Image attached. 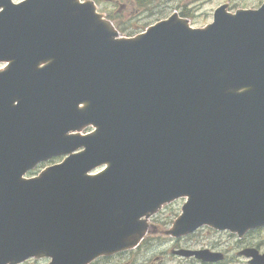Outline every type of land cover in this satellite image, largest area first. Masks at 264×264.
<instances>
[{
	"label": "water",
	"instance_id": "1",
	"mask_svg": "<svg viewBox=\"0 0 264 264\" xmlns=\"http://www.w3.org/2000/svg\"><path fill=\"white\" fill-rule=\"evenodd\" d=\"M225 8L121 38L91 2L0 0V264L128 250L182 197L173 237L264 227V4Z\"/></svg>",
	"mask_w": 264,
	"mask_h": 264
},
{
	"label": "rangeland",
	"instance_id": "2",
	"mask_svg": "<svg viewBox=\"0 0 264 264\" xmlns=\"http://www.w3.org/2000/svg\"><path fill=\"white\" fill-rule=\"evenodd\" d=\"M18 2L20 0H13ZM93 3L95 10L101 15L119 37H135L150 25L163 20L173 13L179 18L186 19L188 24L195 29L205 28L212 23L214 11L222 5H228L231 13L237 10H257L264 0H148L147 5L157 7L155 15H143L139 0H79ZM4 64L0 63V70ZM93 127L84 128L77 134L82 136L91 134ZM64 156L57 157L41 163L35 171L27 173L26 178L37 176L43 169L63 161ZM184 204V199H177L164 204L156 211L147 223L157 228V234L151 242L144 243L143 247L129 249L126 253L136 257L133 264H177L179 260L172 259V251L179 245L170 234L176 218L179 216ZM192 240L198 246L219 252L223 261L216 264H249L238 256L248 248L255 249L264 255V227L245 233L243 236L229 231L213 230L209 226L202 227ZM186 241V240H185ZM184 241V242H185ZM183 244V243H181ZM157 259V260H156ZM48 259L33 258L23 264H48ZM108 262V261H105Z\"/></svg>",
	"mask_w": 264,
	"mask_h": 264
},
{
	"label": "flooded vegetation",
	"instance_id": "3",
	"mask_svg": "<svg viewBox=\"0 0 264 264\" xmlns=\"http://www.w3.org/2000/svg\"><path fill=\"white\" fill-rule=\"evenodd\" d=\"M144 1V0H142ZM152 5H143L142 6V11H143V15H155V13H157V7L153 6V10L151 9ZM227 11L231 12V10L229 9L228 5H227ZM200 231L197 230L196 232L188 235V236H183L180 238H175L174 240L177 241V243L179 244L175 250L172 251V259H177L179 260V262L177 264H208V263H203L200 262L199 260H197L195 257L191 256V257H183L179 254H174V252H177L179 250L185 249V250H193V251H199V250H204L207 248L198 246L197 242H194V240H192L193 236L198 233ZM157 228H155L154 226H150V224H147V229L145 231V234L143 235V238L141 239L140 243L137 245V249L140 247H143L144 243L146 242H151V240L153 239V237L157 234ZM186 240V241H185ZM185 241V242H184ZM183 243V244H181ZM127 251L124 252H120L111 256H103V257H99L98 259L92 261L90 264H133V261H135L134 256H132L131 254L126 253ZM46 259V258H44ZM157 260V259H156ZM108 261V262H105ZM155 261V258L153 260H151L149 263L152 264V262ZM49 264V261H48Z\"/></svg>",
	"mask_w": 264,
	"mask_h": 264
},
{
	"label": "trees",
	"instance_id": "4",
	"mask_svg": "<svg viewBox=\"0 0 264 264\" xmlns=\"http://www.w3.org/2000/svg\"><path fill=\"white\" fill-rule=\"evenodd\" d=\"M140 4H145V2H140Z\"/></svg>",
	"mask_w": 264,
	"mask_h": 264
}]
</instances>
